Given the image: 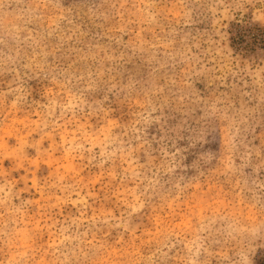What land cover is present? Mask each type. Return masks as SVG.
I'll use <instances>...</instances> for the list:
<instances>
[{"label":"rangeland","instance_id":"1","mask_svg":"<svg viewBox=\"0 0 264 264\" xmlns=\"http://www.w3.org/2000/svg\"><path fill=\"white\" fill-rule=\"evenodd\" d=\"M0 264H264V0H0Z\"/></svg>","mask_w":264,"mask_h":264}]
</instances>
